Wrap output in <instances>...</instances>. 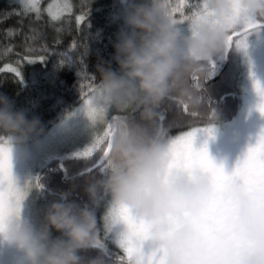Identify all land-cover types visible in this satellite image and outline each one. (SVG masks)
Instances as JSON below:
<instances>
[{
	"label": "clouds",
	"instance_id": "obj_1",
	"mask_svg": "<svg viewBox=\"0 0 264 264\" xmlns=\"http://www.w3.org/2000/svg\"><path fill=\"white\" fill-rule=\"evenodd\" d=\"M237 6L248 15L264 17V0H239L238 5L235 0H206L208 11L190 14L186 18L190 32L184 35L172 20L169 0L135 4L125 15L131 34L120 33L113 43L119 72L103 62L97 65L100 98L122 113L139 111L143 122L127 118L111 122L109 166L98 183L114 204L126 205L139 218L154 221L150 236L154 244L167 249L166 264H179L193 230L184 224L166 237L171 225L160 218L197 211L211 194L212 182L210 174L199 168L168 174V142L156 127V108L173 95L201 107V95L191 86L190 77L210 76L207 62L236 22ZM40 130L36 117L27 118L7 96L0 95V131L8 143L22 144ZM88 191L93 194L92 185ZM231 195L238 203L234 233L264 244L259 230L264 213L254 210L253 201L238 186H232ZM50 228L62 235L52 238ZM97 236L92 211L71 201L50 203L39 229L21 220L15 208L6 212L0 226V238L21 249L32 264H83L77 250L96 245ZM87 264H103V260L96 257ZM240 264H264V257L246 255Z\"/></svg>",
	"mask_w": 264,
	"mask_h": 264
},
{
	"label": "snow or ice",
	"instance_id": "obj_2",
	"mask_svg": "<svg viewBox=\"0 0 264 264\" xmlns=\"http://www.w3.org/2000/svg\"><path fill=\"white\" fill-rule=\"evenodd\" d=\"M15 6L0 13V21L13 15L19 17L18 26H9L4 30L5 37L22 36L23 52L17 54L12 63L4 64V69L22 80L20 67L25 62L43 61L53 52L67 58L72 50L84 47L79 33L88 15V0H81L74 5L72 0H51L46 6L41 0H12ZM170 12L174 23L186 21L190 14L207 12L206 0H169ZM238 5L239 0H235ZM78 8V14L74 9ZM48 19L44 20V13ZM236 22L231 23V30L223 39L225 50L232 44L246 48V36L251 30L264 26V17H256L243 12L238 6L234 9ZM73 17L77 36L66 47H60L61 36L64 32L73 30ZM27 21V23H25ZM43 21V23H41ZM46 28H52L55 36L51 45L46 41ZM13 50L12 44L4 46V52ZM28 53L25 55L24 53ZM61 62H64L63 59ZM212 74L209 68V75ZM206 79V78H204ZM199 74L190 77V84L196 89L202 87ZM256 90L261 97L256 105L264 114V86L254 81ZM80 91L83 99V110L93 123L99 125L94 139L83 151L76 156L98 157L95 166L106 171L109 166L108 154L111 144V122L117 118L126 119L122 112L107 116L110 103L100 98L95 77L82 71ZM181 106L184 113L191 117L195 126L170 139L168 142L169 162L168 174L179 170L191 171L199 168L210 174L212 192L202 206L192 214L179 213L160 219L166 220L172 232L181 225L187 224L193 230V236L182 249L179 264H240L243 256L264 257V244L261 241L248 240L234 233L233 221L238 215V203L233 200L231 188L236 185L242 194L249 197L254 204V210L264 213V131L254 144L248 147L242 159H239L231 172H226L222 164H217L209 156L207 146L194 147V139L198 132L213 134V126L204 123L203 113L184 97L172 96ZM212 114L209 113V116ZM164 135V130L159 129ZM39 186L38 178L33 181ZM24 192L17 185L11 169V152L8 138L0 136V226L6 212L12 208L19 211L20 201ZM108 226L122 223L124 229L119 234V245L122 255L118 257V264H166L167 249L163 244L152 242L150 227L154 221L139 218L134 209L126 205L113 204L106 217ZM259 230L264 237V223H260ZM99 243V240H97Z\"/></svg>",
	"mask_w": 264,
	"mask_h": 264
},
{
	"label": "trees",
	"instance_id": "obj_3",
	"mask_svg": "<svg viewBox=\"0 0 264 264\" xmlns=\"http://www.w3.org/2000/svg\"><path fill=\"white\" fill-rule=\"evenodd\" d=\"M80 2L81 0H72L74 5H79ZM142 2L145 0H88V15L79 33L85 46L69 52L67 58L53 52L43 61L25 62L20 67L22 80L4 69V64L12 63L17 58V54L24 51L21 46V35L6 38L4 32L9 26H18L19 17L13 15L0 21V95L7 96L13 107L23 111L27 118L36 117L39 120L41 130L32 135L46 130L82 99L80 91L82 71L93 75L96 82L99 79L97 65L102 62L117 73L119 72V65L114 59L113 43L118 34H131L132 29L126 24L125 15L133 5ZM10 6H15L12 0H0V13ZM74 11L78 14L79 10L77 8ZM47 19L48 15L45 12L44 20ZM72 23L73 30L62 34L60 47H66L77 36L74 17ZM184 24H187V21L177 23V27ZM45 30L47 33L45 39L51 45L55 32L52 28ZM6 44H12L13 50L5 53L4 46ZM224 51L222 46L216 51V54H212L210 60H214L215 66L222 63L221 56ZM24 54L27 55L28 53L25 52ZM236 54L237 45L232 44V51L225 72L207 85H203L201 81L204 89L199 90L202 100L199 110L203 113L202 120L204 123L211 124L224 120L237 107L235 103L236 82L238 80ZM62 59L64 62H61ZM226 91H231L232 96L223 97L221 94ZM156 111L158 117L155 124L158 129L164 130V138L181 133L195 125L192 123L191 117L184 113L172 96L168 97L167 104L163 100ZM209 113H214L215 119L212 118V115L209 116ZM125 115L132 122L143 123L140 120L139 111L128 112ZM0 136L6 137L2 131H0ZM97 158L94 154L88 163L83 164L84 166L78 169L74 167V162L71 160L61 162L63 167L54 166L55 168L51 169L50 165L49 168L43 167L38 180L39 188L44 192L45 210L53 201H71L79 207L88 208L92 211L96 219L97 239L99 240L97 245L102 246L99 222L103 203H105L103 199L106 190L98 181L106 175V171H101L98 167L90 173H85L86 170L95 165ZM90 185L93 186V194L91 195L88 191ZM51 230L57 236L62 235L56 229ZM107 253L112 255L111 251L103 252L94 247L77 250L83 264H87L88 260L96 257H100L103 264H118V261L108 259Z\"/></svg>",
	"mask_w": 264,
	"mask_h": 264
},
{
	"label": "rangeland",
	"instance_id": "obj_4",
	"mask_svg": "<svg viewBox=\"0 0 264 264\" xmlns=\"http://www.w3.org/2000/svg\"><path fill=\"white\" fill-rule=\"evenodd\" d=\"M50 2L51 0H41V4L45 6ZM178 28L184 35H188L190 32L188 23ZM246 45V48L237 46V53L242 58L239 70L241 83L244 90L249 91V87L254 86V81L264 78V32L262 29H256L247 34ZM119 112L120 110L115 105H110L107 116L111 118L112 115ZM126 113L128 112L125 111L124 114ZM98 128L99 125L93 123L83 110V99H81L46 130L30 136L22 144L9 143L12 174L17 185L25 193L20 201L21 220L31 224L35 229L42 226L46 211L44 192L33 182L34 178H38L43 167L49 165L50 169L57 166L63 167L61 162L67 160L73 161L74 167L77 169L83 167V164L88 163L94 154L91 157H83L76 156L75 153L83 151L92 143ZM170 139L172 138L170 137ZM170 139L166 142H169ZM26 184L30 185L27 191H25ZM104 201L105 203H103ZM103 202L101 217L104 216L106 221L114 204L111 194L107 191ZM106 226L108 227L107 221ZM50 236L52 238L60 237L51 228ZM0 264H32V261L25 256L21 249L0 238Z\"/></svg>",
	"mask_w": 264,
	"mask_h": 264
},
{
	"label": "flooded vegetation",
	"instance_id": "obj_5",
	"mask_svg": "<svg viewBox=\"0 0 264 264\" xmlns=\"http://www.w3.org/2000/svg\"><path fill=\"white\" fill-rule=\"evenodd\" d=\"M260 29L264 32V27H261ZM231 51L232 49L227 56V62L224 66L222 64L223 62L218 66H215L214 60H209L207 62L212 74L202 80L203 85L215 81L217 77L225 72ZM238 54L239 53L235 55L238 68V80L236 82L235 92V103L237 104L236 109L226 119L211 123L213 126V134L211 136L207 133H197L194 139V147L199 148L201 145L206 144L209 156L215 163L222 164L226 172L232 171L237 161L243 158L248 147L254 144L258 135L264 131V114H262L256 107L260 102L261 97L259 96L255 85L249 87V91L244 90L239 75L242 58H240V55ZM258 81L261 86H264V78ZM200 89H204V86ZM200 89H198V91ZM231 94V91H226L221 95H223V97H231ZM167 102L168 97L164 99V103L167 104ZM227 103L229 104V101H227ZM189 129L184 131H188ZM178 134L179 133L169 135L166 138L170 139V137L173 138ZM121 226L123 225L116 223L113 224L112 227L108 226V228L104 216L101 217L99 222L100 238H103L100 243L105 252L106 250L112 252V255L107 253V258L113 261H118V257L123 254L118 242L119 234L124 229V227Z\"/></svg>",
	"mask_w": 264,
	"mask_h": 264
},
{
	"label": "water",
	"instance_id": "obj_6",
	"mask_svg": "<svg viewBox=\"0 0 264 264\" xmlns=\"http://www.w3.org/2000/svg\"><path fill=\"white\" fill-rule=\"evenodd\" d=\"M260 27H262V26H260ZM258 28H259V27H258ZM251 31H252V30H251ZM249 32H250V31H249ZM231 48H232V45H231L230 47H228L227 50H226L225 53H224V57H223V66H224V65L226 64V62H227V56H228V54H229ZM96 168H98V167H96V166L94 165L93 167H91V168H89L88 170H86L85 173H90L91 171H93V170L96 169ZM89 247H94V248H97V249H101V248L98 247V246H88L87 248H89Z\"/></svg>",
	"mask_w": 264,
	"mask_h": 264
}]
</instances>
